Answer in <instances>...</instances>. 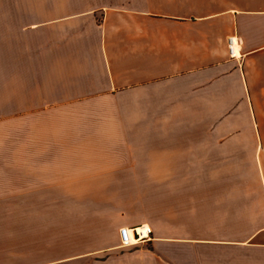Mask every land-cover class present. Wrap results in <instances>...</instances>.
<instances>
[{
  "label": "crops",
  "instance_id": "1",
  "mask_svg": "<svg viewBox=\"0 0 264 264\" xmlns=\"http://www.w3.org/2000/svg\"><path fill=\"white\" fill-rule=\"evenodd\" d=\"M0 264H264V0H0Z\"/></svg>",
  "mask_w": 264,
  "mask_h": 264
},
{
  "label": "built area",
  "instance_id": "2",
  "mask_svg": "<svg viewBox=\"0 0 264 264\" xmlns=\"http://www.w3.org/2000/svg\"><path fill=\"white\" fill-rule=\"evenodd\" d=\"M228 49L230 56L232 58H237L238 50H237V42L233 37L228 38ZM152 234L151 228L145 229L144 226H139L136 228H122L120 230V240L122 248H130L133 246H137L140 243L146 242L150 239V235Z\"/></svg>",
  "mask_w": 264,
  "mask_h": 264
},
{
  "label": "bare ground",
  "instance_id": "3",
  "mask_svg": "<svg viewBox=\"0 0 264 264\" xmlns=\"http://www.w3.org/2000/svg\"><path fill=\"white\" fill-rule=\"evenodd\" d=\"M145 229L147 230L148 228L145 227Z\"/></svg>",
  "mask_w": 264,
  "mask_h": 264
}]
</instances>
